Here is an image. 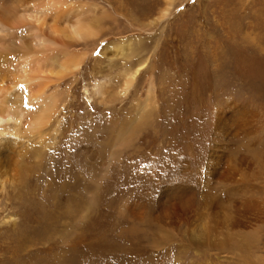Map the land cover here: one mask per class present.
<instances>
[{"label":"rangeland","instance_id":"1","mask_svg":"<svg viewBox=\"0 0 264 264\" xmlns=\"http://www.w3.org/2000/svg\"><path fill=\"white\" fill-rule=\"evenodd\" d=\"M68 1L104 10V32L71 46L88 58L60 84L62 111L21 181L0 189V264H264V0ZM137 38L141 60L155 51L128 96L86 99L96 79L119 83V62L94 70L105 44ZM150 77L147 121L116 145ZM28 143L0 134L13 157ZM206 218L208 242L192 235Z\"/></svg>","mask_w":264,"mask_h":264},{"label":"bare ground","instance_id":"2","mask_svg":"<svg viewBox=\"0 0 264 264\" xmlns=\"http://www.w3.org/2000/svg\"><path fill=\"white\" fill-rule=\"evenodd\" d=\"M91 6L90 3L68 0H0V134L7 130L8 133L11 132L13 140L22 135L28 138L29 142L22 145V149H15L16 157L11 154L14 149L12 147L7 148L10 152L6 148L0 150V189L5 181L16 184L21 181L25 160L30 154L38 153L39 148L45 145L46 133L43 131L52 123V120L58 118L62 111L60 84L66 78L74 77L88 58L85 51L71 48V46L88 40L96 39L97 41L102 37L104 32L102 19L107 16V13L103 10L99 15H90L88 9ZM167 14L168 9H165L160 18L163 20ZM183 32L186 36L189 29ZM187 37L185 39L189 40V36ZM112 41L105 44L95 59L94 70L98 69L96 72H100L99 69L103 67V64L110 66L112 63L119 62L121 66H124L117 74L120 77L119 83L113 90H108L110 80L96 79L91 89L85 90L84 97L88 100H95L96 97L99 102L105 104L111 102V98L118 101L124 100L134 87L140 73L150 68L151 55L155 51V46L151 50V55L141 60L137 51L143 42L142 38ZM189 52L184 53L186 60L190 59ZM134 60L135 64L130 65ZM212 77L213 92L211 93L217 97L219 86L213 74ZM185 84L186 87L189 86L187 82ZM147 87L143 104L138 105L136 113L116 134V145H122L132 133L131 129H134L142 120L147 121L145 119L150 106L149 98L153 92L151 77ZM184 88L180 85V89L184 90ZM109 94L113 97H108ZM239 112L244 121L245 113L242 110ZM223 120V110L217 108L215 127L219 131ZM242 128L243 126H238L239 130ZM53 130L58 133V121ZM155 132H159L158 127H155ZM224 172L231 174L230 169ZM176 194L168 195V198L171 196L177 199ZM212 222L214 221L211 218H206L198 225L205 233L192 235L205 242L210 241L209 232L215 229ZM225 234L222 239L214 235L216 237L212 241L227 243L226 238L229 233ZM233 240H236L235 245L242 243L238 236Z\"/></svg>","mask_w":264,"mask_h":264}]
</instances>
